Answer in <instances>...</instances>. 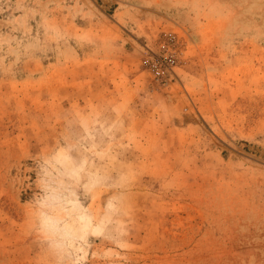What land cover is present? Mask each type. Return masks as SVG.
<instances>
[{
  "label": "rangeland",
  "instance_id": "374dc122",
  "mask_svg": "<svg viewBox=\"0 0 264 264\" xmlns=\"http://www.w3.org/2000/svg\"><path fill=\"white\" fill-rule=\"evenodd\" d=\"M0 264H264V0H0Z\"/></svg>",
  "mask_w": 264,
  "mask_h": 264
},
{
  "label": "built area",
  "instance_id": "2783aa9c",
  "mask_svg": "<svg viewBox=\"0 0 264 264\" xmlns=\"http://www.w3.org/2000/svg\"><path fill=\"white\" fill-rule=\"evenodd\" d=\"M158 66V64H155V67Z\"/></svg>",
  "mask_w": 264,
  "mask_h": 264
}]
</instances>
